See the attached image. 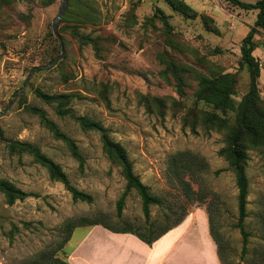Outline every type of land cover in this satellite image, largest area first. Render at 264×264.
I'll return each instance as SVG.
<instances>
[{
	"label": "rangeland",
	"instance_id": "374dc122",
	"mask_svg": "<svg viewBox=\"0 0 264 264\" xmlns=\"http://www.w3.org/2000/svg\"><path fill=\"white\" fill-rule=\"evenodd\" d=\"M46 1H0V181L37 196L7 205L0 194V264H37L57 249L69 221L87 219L113 228L144 224L141 201L133 190L117 217L116 202L126 186L122 167L104 151L101 135L81 130L76 118L99 123L125 150L134 174L166 204L179 197L166 178L168 158L190 152L203 159L206 168L191 187L197 191L200 184L208 196L189 214L208 209L227 255L236 261L241 252V237L234 228L238 192L228 151L249 92L241 43L257 11L242 10L229 0H179L194 13L185 19L164 0H67L71 14L58 23L60 44L51 24L61 0H51L49 6ZM157 10L168 17L167 27ZM254 43L260 76L251 115L261 134L264 31ZM225 75L235 76L234 86L229 106L218 108L201 96V81ZM36 90L66 98L62 106L45 104ZM64 111L71 114H58ZM21 144L59 166L68 183L91 202H74ZM241 146L251 257L264 237V141L246 135ZM150 222L163 224L160 208H150ZM83 231L76 230L55 257L68 263L67 254Z\"/></svg>",
	"mask_w": 264,
	"mask_h": 264
},
{
	"label": "trees",
	"instance_id": "16d2710c",
	"mask_svg": "<svg viewBox=\"0 0 264 264\" xmlns=\"http://www.w3.org/2000/svg\"><path fill=\"white\" fill-rule=\"evenodd\" d=\"M0 1L8 4L17 0ZM229 1L242 10L257 11L256 20L241 43V65L244 66L248 72L249 92L240 105L241 111L237 116V125L232 133L230 148L228 151L230 168L235 174V183L238 192V217L234 228L239 231L241 237V252L240 257L236 261L229 258L227 255L226 246L222 238L214 230L212 216L208 209L206 210V214L208 217L209 235L217 248V257L220 264H264V237L258 249L251 257H248V244L251 235L245 231L244 225L247 218L248 178L244 172L246 158L241 146L242 139L246 135H251L264 141V133L260 134L257 132V128L254 125L255 118L251 115L254 110L253 99H255L257 95V80L260 76L259 61L253 57V51L256 47L254 37L258 35L259 32L264 31V0H257L254 5L240 3L235 0ZM164 2L173 12L179 14L183 18L191 19L194 17L193 11H191L183 2L179 0H164ZM51 3V0L46 1L45 6H49ZM70 8V5L66 7L63 20L70 16ZM156 12L159 14L163 24L167 27L168 17L158 10ZM234 77V75H225L214 81L203 79L201 83L204 89L201 96L207 99L210 103L215 104L218 108L228 107L230 104L228 97L232 93ZM35 95L45 104L58 102L59 106L63 105V100L66 98L64 96H49L43 94L39 90L35 91ZM58 114L64 116L70 115L71 113L70 111H64L59 112ZM256 116L257 114H255V117ZM75 122L83 131H95L99 133L101 135L104 151L111 159L118 162L122 167V175L126 182V186L125 191L116 202L117 217L119 218L121 216L125 198L128 193L133 190L137 193L141 201V212L144 217V224L138 228H134L132 225L124 223L119 228H113L99 223L98 221L87 219L69 221L63 227L64 238L58 245L57 249L51 254H48V256L43 255L44 257L42 256L37 264H68L63 260L56 258L55 254L64 248L70 240L72 232L77 228L99 226L114 234L132 235L144 244L151 246L168 232L178 227L189 215V209L193 205H201L205 203L208 193L204 191L200 184H198L197 191H193L191 187V183H198L199 173L204 172L206 168L204 160L199 156L190 152H178L168 158L166 178L169 184L176 187L179 197H177L172 204H166L162 199L152 195L150 189L134 174L132 164L128 161L125 150L119 144H116L109 139L106 130L99 123L85 118H76ZM55 134L57 138L69 143L63 135H60L57 132ZM20 146L23 150L33 155L35 160L47 170L51 180L59 182L64 186L74 202H91V197L89 195L77 191L68 183L59 166L52 163L30 145L21 144ZM0 194L5 197L7 205H13L16 201H24L28 198L37 197L36 195L26 194L16 189L12 184L6 181H0ZM151 207L160 208L163 224L150 222ZM262 216V221L264 222V215Z\"/></svg>",
	"mask_w": 264,
	"mask_h": 264
},
{
	"label": "crops",
	"instance_id": "0c3cea01",
	"mask_svg": "<svg viewBox=\"0 0 264 264\" xmlns=\"http://www.w3.org/2000/svg\"><path fill=\"white\" fill-rule=\"evenodd\" d=\"M82 229L67 254L69 264H220L202 208L151 246L132 235L114 234L99 226Z\"/></svg>",
	"mask_w": 264,
	"mask_h": 264
},
{
	"label": "water",
	"instance_id": "95a60500",
	"mask_svg": "<svg viewBox=\"0 0 264 264\" xmlns=\"http://www.w3.org/2000/svg\"><path fill=\"white\" fill-rule=\"evenodd\" d=\"M66 5H67V0H61L59 13H58V15L56 16V18L53 20V22L51 24L52 33H53L54 37L58 40V42L60 44H61V40H60V38H59V36L57 34V26H58L59 21L62 19L63 15L65 13ZM62 52H63V50L61 48V54H62Z\"/></svg>",
	"mask_w": 264,
	"mask_h": 264
}]
</instances>
